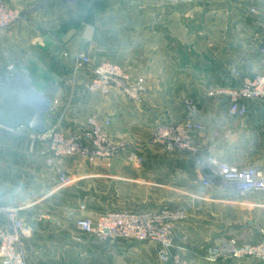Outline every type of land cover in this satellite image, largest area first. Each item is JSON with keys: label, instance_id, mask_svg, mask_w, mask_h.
<instances>
[{"label": "crops", "instance_id": "0c3cea01", "mask_svg": "<svg viewBox=\"0 0 264 264\" xmlns=\"http://www.w3.org/2000/svg\"><path fill=\"white\" fill-rule=\"evenodd\" d=\"M4 1L22 17L0 33V76L33 69L37 85L53 90L48 130L72 137L88 119H108L112 141L127 146L112 160L55 157L46 143L30 151L27 128L0 127V227L11 229L9 209L31 227L23 240L28 264H164L154 243H110L75 228L110 209L164 206L187 213L174 242L190 264H264L206 259L219 240L263 239L264 193L204 186L197 157L150 143L158 124L192 118L202 125L193 141L203 151L213 147L223 162L264 171V103L249 101L246 116H232L229 98L211 95L264 74V0ZM103 62L147 93L133 102L117 91L89 92ZM131 151L141 166L128 161ZM59 172L73 183L59 186Z\"/></svg>", "mask_w": 264, "mask_h": 264}, {"label": "built area", "instance_id": "2783aa9c", "mask_svg": "<svg viewBox=\"0 0 264 264\" xmlns=\"http://www.w3.org/2000/svg\"><path fill=\"white\" fill-rule=\"evenodd\" d=\"M21 17L18 10L0 0V33ZM260 51L264 55V45L260 47ZM79 58L86 63L89 62L85 55H80ZM12 70L13 68L9 67V71ZM128 78L119 66L103 62L94 66L93 76L86 84V88L91 93L103 96L117 91L127 99L138 102L147 93V89L142 84H131ZM213 94L229 98L230 115L246 116L249 113V101L264 103V74L244 77L237 87L221 88L211 93ZM185 107L191 114H196L197 108L192 101H185ZM108 125V119L100 123L90 118L86 122L84 132L77 136L66 137L50 129L42 134L29 133L30 151L35 149L37 143H46L55 157L78 156L90 162L112 160L125 151L127 146L112 141L107 131ZM201 129L202 125L192 118L160 123L155 127L150 143L188 152L197 157V171L201 174L204 186L217 184L222 188L231 187L241 196L250 192L264 193V171L255 166H238L223 162L217 158L213 147L206 152L203 151L193 141L194 134ZM127 159L138 167L143 164V159L132 151L128 153ZM47 162L51 163L52 159L48 158ZM58 183L59 186H69L73 183V178L59 172ZM4 212L11 223V229L0 227V263L28 264L23 240L30 236L32 229L18 218L15 209ZM186 217L185 209L175 206L137 210L117 208L108 210L96 221L80 218L75 222V228L110 243L151 242L156 245L157 257L164 264H190L186 257L178 253L179 248L174 242V227ZM206 259L208 261L251 259L264 263V237L257 243L245 244H239L235 240H219L208 249Z\"/></svg>", "mask_w": 264, "mask_h": 264}, {"label": "water", "instance_id": "95a60500", "mask_svg": "<svg viewBox=\"0 0 264 264\" xmlns=\"http://www.w3.org/2000/svg\"><path fill=\"white\" fill-rule=\"evenodd\" d=\"M53 102V90L41 89L33 69L0 76V127H25L31 134L48 130L46 115Z\"/></svg>", "mask_w": 264, "mask_h": 264}]
</instances>
